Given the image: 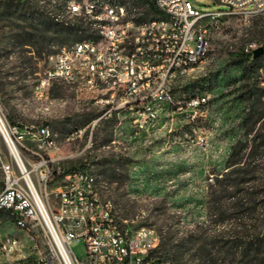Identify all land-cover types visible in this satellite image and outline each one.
Listing matches in <instances>:
<instances>
[{"label": "rangeland", "instance_id": "rangeland-1", "mask_svg": "<svg viewBox=\"0 0 264 264\" xmlns=\"http://www.w3.org/2000/svg\"><path fill=\"white\" fill-rule=\"evenodd\" d=\"M197 2L205 8L209 0ZM29 10V4L16 8L0 1V116L8 127H18V134L10 133L27 168L42 156L54 157L46 163L52 196L70 172L85 169L123 217L159 232L161 258L182 264H264V56L251 62L247 56L253 58L255 49L246 51L252 45L264 48V14L207 23L205 67L176 88L184 107L166 108L154 125L138 130L130 111L106 113L98 93L78 94L53 81L37 96L34 86L55 54L76 41L51 35L27 44L26 34L44 25ZM91 31L79 33L86 38ZM196 94H210V99L193 117L195 110L185 100ZM42 124L52 129L54 150L40 147L29 134ZM10 159L0 130V192L2 164ZM0 236L21 243L10 255L0 248V264L33 263L41 240L7 213H0ZM249 243L258 254H245ZM73 248L83 258L84 242H74Z\"/></svg>", "mask_w": 264, "mask_h": 264}, {"label": "built area", "instance_id": "built-area-1", "mask_svg": "<svg viewBox=\"0 0 264 264\" xmlns=\"http://www.w3.org/2000/svg\"><path fill=\"white\" fill-rule=\"evenodd\" d=\"M30 1L35 14L64 26L87 25L93 30L55 54L52 67L34 86L37 96H43L53 81L65 82L78 94L98 93L99 101L108 107L106 113L130 111L138 130L154 125L166 108L184 107L176 88L183 78L194 77L205 67L207 23L218 24L224 16L248 19L264 14V0H209L205 8L197 0H154L164 17L141 21L130 1ZM253 49L256 45L246 51ZM209 99L210 94H196L185 103L195 110V117ZM10 129L19 133L17 126L8 127L0 116V130L11 154L2 164L5 187L0 192V210L41 240L32 264H182L159 256V232L137 218L123 217L112 199L102 197L90 171L70 172L52 196L47 190L46 163L54 157L42 156L40 166L27 168ZM29 134L46 150L57 147L49 124ZM23 138L19 134L17 140ZM79 241L86 248L83 258L73 248ZM20 247L17 238L5 241L0 236V248L7 255Z\"/></svg>", "mask_w": 264, "mask_h": 264}, {"label": "trees", "instance_id": "trees-1", "mask_svg": "<svg viewBox=\"0 0 264 264\" xmlns=\"http://www.w3.org/2000/svg\"><path fill=\"white\" fill-rule=\"evenodd\" d=\"M0 1H4L7 4H9L10 6H14L16 8L20 7L22 5H25V4H29L30 14L34 15L35 16L34 18H36V19H44V21L41 22V24H44L42 27H33L35 32L26 34V35H28V37H26V40H27L26 43L27 44L32 43V38L41 37L42 39H48V38H51V35L58 36L62 41H68V40L78 41L84 37V35H81V33H79L81 30L83 32L89 31V28H81L79 25L64 26L58 22H55V21L45 17L41 13L35 14L34 5L31 3L30 0H0ZM132 5H133V7L138 8L137 13H140L136 17V19L138 21L151 20L154 18L164 17V14L158 9L154 0H141L139 2L134 1ZM262 56H264V53H262ZM257 58H254V57L252 58L251 53H249L247 56V59L251 60V62H257V60H258ZM251 65L252 64L250 63L249 66H251ZM0 213L9 214L8 212L2 211V210H0ZM257 250H258V248L256 249L254 247V243H249L244 248L245 254H249L251 252L258 254Z\"/></svg>", "mask_w": 264, "mask_h": 264}, {"label": "water", "instance_id": "water-1", "mask_svg": "<svg viewBox=\"0 0 264 264\" xmlns=\"http://www.w3.org/2000/svg\"><path fill=\"white\" fill-rule=\"evenodd\" d=\"M262 53H264V48H263V47L256 48V49L253 51V57H254V58H257V57H259Z\"/></svg>", "mask_w": 264, "mask_h": 264}, {"label": "bare ground", "instance_id": "bare-ground-1", "mask_svg": "<svg viewBox=\"0 0 264 264\" xmlns=\"http://www.w3.org/2000/svg\"><path fill=\"white\" fill-rule=\"evenodd\" d=\"M40 165H41L40 163H37L35 166H37V167H38V166H40Z\"/></svg>", "mask_w": 264, "mask_h": 264}]
</instances>
